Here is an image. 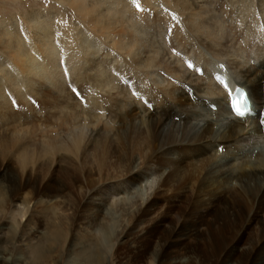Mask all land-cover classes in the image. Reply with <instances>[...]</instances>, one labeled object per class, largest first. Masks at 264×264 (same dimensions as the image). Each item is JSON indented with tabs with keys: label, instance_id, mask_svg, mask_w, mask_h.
<instances>
[{
	"label": "rangeland",
	"instance_id": "1",
	"mask_svg": "<svg viewBox=\"0 0 264 264\" xmlns=\"http://www.w3.org/2000/svg\"><path fill=\"white\" fill-rule=\"evenodd\" d=\"M58 3L59 0H0V18L15 16L23 28L20 16L42 8L53 9L52 14L57 11L66 14L61 18L65 22L76 21L69 14V7H59ZM169 29V22H165L152 25L147 32L161 41L166 51L174 48L173 54L178 56L182 50L176 46ZM25 32L29 35L28 28ZM233 38L238 42L237 35ZM101 47L98 60L105 52V47ZM210 71L215 73L212 67ZM260 71L264 74L263 69ZM124 78L127 84L128 79ZM125 83L122 79L117 84L124 87ZM65 85L82 104L84 86L69 77ZM48 95H31L26 102L11 98L8 112L0 114V195L4 197L0 205V264H264V211L245 208L239 214L233 205L220 202L209 205L207 195L197 190V180L206 177L204 170L210 166L198 173L183 171L194 170L205 162V155H194V145L187 146L180 140L184 129L194 132L203 125L202 109L193 107L200 115L191 117L187 127L182 119L185 112L174 113L175 116L155 130L164 133L170 129L176 141L166 145L160 138L157 146H149L145 138L144 144L148 146L143 145L140 152L126 141L124 150L119 139L124 131H132L133 135L134 127L146 131L147 120L137 110L123 119L124 131L119 128L121 120L117 116L111 119L112 125H104L109 119L104 106L105 122L101 118L97 128L87 116L86 120L78 118L77 122L72 119L64 129L62 115L53 108L56 100L44 101ZM261 100L262 104L256 107L258 118L254 117L260 122L264 121V97ZM185 108L194 110L189 105ZM156 115L152 112L149 120H154ZM209 117L213 122L219 118L216 114ZM252 124L245 123L247 133L236 144L234 141L215 143L205 151L206 157L213 154L218 161L212 166L215 174L221 177L241 162H254L258 153L264 155V131L257 135L251 129ZM19 128L26 135L23 140L15 141L12 135ZM78 129L84 138L74 153L44 151L46 139L55 133H59L53 136L55 139L61 137L59 142L67 143L68 135ZM222 129L215 125L211 138H219ZM143 136H148L147 131ZM106 137L109 138L105 140ZM128 138L130 141L131 136ZM20 144L29 155L24 164L17 158ZM160 157L167 159L163 162ZM229 158L231 164L225 162ZM176 160H179L177 166ZM184 173L188 176L186 181L182 179ZM226 186L231 190L241 189L236 178ZM195 196L202 199V204L195 202ZM222 199L228 200L225 194Z\"/></svg>",
	"mask_w": 264,
	"mask_h": 264
},
{
	"label": "bare ground",
	"instance_id": "2",
	"mask_svg": "<svg viewBox=\"0 0 264 264\" xmlns=\"http://www.w3.org/2000/svg\"><path fill=\"white\" fill-rule=\"evenodd\" d=\"M58 4L59 7L64 5L69 7V14L71 17H76V21L65 22L61 18H65L66 14L60 11L52 14L53 9L42 10V8L41 10L34 8L20 16L23 28L15 16L0 18V114L8 112L11 98L26 102L29 96H40L43 93L49 94L44 101L52 103L56 100L53 108L56 111L58 109L62 115L61 123L65 125L64 129H67L66 123L68 124L72 119L77 122L78 118L86 120L87 116L95 122V127L98 126L102 116L105 115V108L109 119L105 122L103 117L102 121L105 123H102L112 125L111 119L117 116L121 120L119 128L124 131L126 128L123 119L137 110L141 117L147 120L148 136H143L146 132L144 129L134 127L133 135L132 131H124L119 139L124 145V150L126 141L131 144L132 149H138L140 152L144 148L143 145L147 144H144L145 138H148L149 146H157L160 138L165 140L166 145L176 141L170 129L164 133L155 130L165 120L175 116L174 113L179 112L182 115L185 112L182 119L186 127L191 117H198L201 114L203 125L200 128L196 126L198 129L194 132H187L184 129L180 140L185 141L187 146L194 145V155H205L203 159L205 162L200 163L199 167L192 165L196 167L194 170L190 168L183 171L198 173L210 166L208 170H204L206 177L197 180V190L200 189V192L207 195V204L220 202L224 205H233V210L239 214L245 208H254L253 210L263 212V153H258L254 162L250 160L241 162L236 165L235 170L220 177L213 171L212 166L216 161L214 155H210L209 152L210 156L206 157L208 152L206 150L212 149L215 143L234 141L236 144V140L239 141L240 136L247 133L246 122L253 123L251 129L257 135L264 131V121L260 122L257 119L256 108L262 104L261 98L264 97V74L260 71L264 70V0H217V2L216 0H59ZM216 4L219 6L218 11ZM224 13L226 17H223ZM165 22H169L170 36L176 42V46L182 50V54L179 53L178 56L173 54L174 48L166 51L161 41L149 36L147 32L152 25ZM27 28L29 35L25 32ZM227 29L229 31H226ZM234 35L235 39L237 35L238 42L234 40ZM101 46L105 47V52L98 60L97 55ZM187 46L189 48L184 51ZM217 65L225 71L218 69ZM211 67L219 77L217 78L219 81H216L220 82L218 85L210 71ZM193 69L203 71L204 74L197 75V72L192 71ZM124 76L128 79L127 84ZM66 77L73 78L84 86L82 104L74 99L70 87H66ZM122 79L125 88L117 84ZM236 85L248 90L254 115L232 117L227 108V92ZM190 93L192 99L189 98ZM210 103L214 104L215 110L218 111L209 109L207 105ZM74 105L76 108L73 107ZM186 105L192 109L198 106V109H202L205 113L198 114L195 109L187 110ZM154 111L157 114L155 119L149 120L150 114ZM212 114L218 115L216 122L209 117ZM52 116L55 117L53 114ZM61 123H57V126ZM215 125L224 129L219 138L212 139ZM79 129L78 132L67 134L70 136L67 143L59 142L61 137L59 140L55 139L53 136L56 134L57 137L59 133L53 132L52 138L47 137L45 141L44 151L52 153L62 150L74 153L84 138L82 133L85 131L82 129L83 132H79ZM25 135L24 130L19 128L12 138L15 141L23 140ZM107 138L109 137L105 140ZM23 147L21 144L17 146L19 150L17 158L21 164L29 158ZM166 159L160 157L163 162ZM225 162L231 164L232 159L229 158ZM175 163L177 166L179 160ZM246 168L250 169L246 170ZM219 170L218 168L217 171ZM187 177L184 173L183 181H186ZM235 178L241 189L231 190L226 185ZM166 182L168 183V180ZM209 187L210 190L207 189ZM224 194L228 200L222 199ZM3 198L0 195V205ZM201 200L195 196V202L199 201L202 204Z\"/></svg>",
	"mask_w": 264,
	"mask_h": 264
}]
</instances>
